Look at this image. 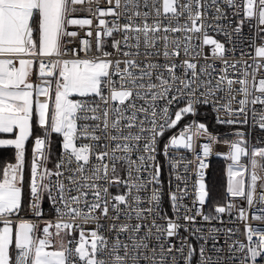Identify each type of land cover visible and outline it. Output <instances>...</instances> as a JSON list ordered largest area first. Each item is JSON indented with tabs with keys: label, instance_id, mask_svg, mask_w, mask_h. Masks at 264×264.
Instances as JSON below:
<instances>
[{
	"label": "snow or ice",
	"instance_id": "snow-or-ice-1",
	"mask_svg": "<svg viewBox=\"0 0 264 264\" xmlns=\"http://www.w3.org/2000/svg\"><path fill=\"white\" fill-rule=\"evenodd\" d=\"M100 2L0 0V134L8 137L0 138V148L15 150V163L0 170V264H259L264 260V231L247 223V242L231 240L234 230H226L227 256L216 246L219 228H210L207 235L192 229L190 235L203 241L198 250L180 235L181 229L189 232L198 216L211 222L234 205L216 206L215 216L200 209L189 215L191 209L183 203L186 181L177 174L176 190L168 192L173 217L162 214L157 154L167 132L209 103L219 124H248L251 112L252 127L264 130V109L255 107L264 106V38L259 45L253 42L252 63L244 61L240 69L239 61L229 63L225 44L209 34L231 35L221 23L229 12L239 18L234 33L245 23L257 34L264 32V0H106L107 8ZM84 4L96 5L95 43L82 39L78 49H69L64 37L78 33L68 26L93 23L91 18H69L75 5ZM205 46H211V57L199 63ZM209 59L224 67L217 69ZM35 127L41 135H34ZM53 136L61 138V151L50 169ZM200 136L209 140L202 146L207 157L211 142L218 140L195 120L171 135L162 151L167 156L169 149L194 150V139ZM236 136L225 141L226 158L232 161L227 192L243 197L249 208L264 205V175L257 172L264 147L250 148L243 132ZM30 138V207L41 217L40 202L46 197L55 214L42 226L13 220L22 210ZM242 157H250L247 183ZM197 160L203 169L199 154ZM179 164L170 159L173 172ZM259 167L264 170V163ZM198 175L193 206L202 208L208 192L202 172ZM112 188L118 191L112 193ZM258 211L264 213V207ZM238 219L247 221L244 208ZM253 219L264 220V214ZM89 223L94 227L86 230Z\"/></svg>",
	"mask_w": 264,
	"mask_h": 264
},
{
	"label": "built area",
	"instance_id": "built-area-1",
	"mask_svg": "<svg viewBox=\"0 0 264 264\" xmlns=\"http://www.w3.org/2000/svg\"><path fill=\"white\" fill-rule=\"evenodd\" d=\"M109 5L106 3V0H101L100 7L107 8ZM76 11L69 12V18H91L93 20L92 25L84 26L81 28L80 26H68V31H75L78 33L76 37H64L63 43L66 45L69 49H78L80 47V41L82 39H90L92 40L93 44L95 43V33L98 30L97 24L98 20L95 18V4H84V5H75L74 6ZM212 10H210L211 12ZM106 20L111 21L112 17H105ZM239 18L232 17L231 12L228 13V20H224L221 23L225 25L226 30L231 34L229 37H225L223 33L221 32H215L210 31L209 34L214 38L220 41L221 43L225 44L226 49H229V52L227 54V59L229 63H234L239 61L240 63L237 65V68L242 69L243 62L248 61V63H252L250 59V55H254V47L253 42L255 45H259L262 42V38H264V32H261L257 34V30L251 26L250 23H245L242 27V30L239 34H236L233 32V29L236 27V23ZM254 23V22H252ZM91 30L93 32L92 37H87L86 33ZM234 49V50H233ZM108 51H113L110 47L107 48ZM94 51V49H93ZM242 51L245 53L242 55ZM83 55V53H81ZM208 56L211 57V46H205L203 48V53L201 57L199 58V63H203V57ZM69 58V57H65ZM183 55L181 56V59H183ZM208 63H214L217 69H222L224 67L223 63L220 61H212L209 59ZM230 72L235 75V70H230ZM118 79V78H116ZM33 82L39 83L40 81L36 78L35 75H33ZM238 87V86H237ZM105 95H108L107 90H105ZM223 95V94H221ZM241 97L237 96V99H240ZM224 101H221L223 103ZM237 105L234 103L233 108H236ZM257 111H260L264 109V106L256 105L255 106ZM199 108H201V116H204L205 111L209 112L211 115V122L212 126H209L208 124H205L208 132L217 137L218 142H211V152L210 154L205 157L203 155V144L209 143V140L206 136H200L198 138L194 139V150H187L184 148H175V149H169V154L166 156L164 155L162 149L163 144L167 142L168 138L171 135H178L181 129L186 125L184 122L191 123L193 120L200 122L197 115L195 116H187L185 117L181 122L180 127H176L172 131H169L165 134V137L163 138L161 145H160V151L157 154V163L161 165V172H160V181H161V187L162 191L164 193L162 201H161V213L167 214L169 217H173V212L171 209V205L168 199V192L175 191L176 186L179 183L175 176L177 174L183 176L186 181L187 186V194L186 198L183 201V203L187 204L189 209L191 211L188 213L189 215L193 214L196 209H200L204 214H211L213 216L216 215L214 212V208L208 209L207 204L201 206L197 203L195 207L193 206V201L196 198V185L198 181L200 180V176L198 173L202 172V181H205L207 177L209 176L210 172V163L212 159L216 155H223L226 159L227 165H226V173H225V191H224V197L223 199L217 203V205L220 206H226L229 203L233 204L234 207L230 212H225L224 214L220 215V219H213L211 222L203 221L201 216L197 217L196 224L189 225V232H185L183 229H181L180 235L182 237H187L189 242L192 243L193 247L199 249V246L203 243V241L198 240L196 236L190 235V232L192 229L200 228L202 229L201 235H207L210 228L215 227L221 229V231L217 234V247H221L224 249L223 255L227 256V244L225 243V240L228 239L227 229L231 228L234 230V235L231 237V240H238L241 242H247L246 240V234H245V223L247 225L252 226L253 228L259 229L264 231V220H255L253 219L254 215H261L264 213H261L258 211V209L264 207V205H261L259 203L255 204L252 208H249L247 205L246 200L243 197H231L229 193L227 192L228 187V166L232 163L230 159H227V154L229 152V144L225 143V141L231 142L232 140L237 139L236 133L237 132H243L245 134L244 138L249 142V146L251 147H264V130H260L259 127H252V119H251V112H249V123L248 124H234V125H226V124H219L217 123V115L218 113L214 110L213 105L211 103L207 105H201ZM220 117L222 119H227V117L224 115L223 112L219 113ZM239 119H243V117H239ZM188 123V124H189ZM259 141V143H258ZM34 147V141L33 145L30 151L29 155V161L27 164L28 168V185L30 182V169H31V161H32V151ZM61 148L59 152L57 153V156L55 158H58L60 154ZM197 154L200 155L201 159L203 160V163L205 164V167L203 169L198 168L199 161L197 160ZM183 158V159H181ZM170 159H174L176 161H179V167L176 172H173L171 170L170 165ZM50 160V159H49ZM258 160V166H257V172L261 175H264V170H261L259 167V164L264 163V161ZM54 161V163H55ZM26 162V159H25ZM241 164L245 165L248 168V172L245 174V181L246 183L250 180V172H251V165H250V157H242ZM49 165V161H48ZM47 165V166H48ZM185 165L187 166V171H185ZM54 165L50 168L52 169ZM49 168V167H48ZM26 169V165L24 166V170ZM259 183V182H258ZM185 185L183 183L180 184V187H184ZM118 189L112 188L110 189V192L116 193ZM257 192L259 193V188L257 189ZM31 196L30 191L28 187L27 196H26V202H25V208L24 210H21L19 213V216L13 217L14 222H18L21 219L29 220L34 223H39L41 226L43 225L44 221L46 220H54L55 214L52 211V208L45 197L43 201L40 202V210L43 213L41 217H36L34 215V212L31 205ZM244 208L246 210L247 214V221H242L238 219L239 215V209ZM222 221V222H221ZM163 222V221H161ZM77 223H83L82 221H77ZM181 223H186L184 221H181ZM85 229H91L94 227L93 224L89 223L84 225ZM255 239V238H254ZM174 242L179 245V239L174 238ZM231 242V241H229ZM207 249L212 248V241L209 240L207 245ZM207 254H212L210 251ZM239 255V254H237ZM198 259V257H197ZM259 264H264V260L259 261Z\"/></svg>",
	"mask_w": 264,
	"mask_h": 264
},
{
	"label": "trees",
	"instance_id": "trees-1",
	"mask_svg": "<svg viewBox=\"0 0 264 264\" xmlns=\"http://www.w3.org/2000/svg\"><path fill=\"white\" fill-rule=\"evenodd\" d=\"M201 108H199L198 117L200 122L208 124L212 126L211 115L207 110L205 111L204 116H201ZM34 135H41V130L38 127L34 128ZM60 140L59 136H53L51 143V156L49 160L48 167L51 168L54 165L55 158L57 153L60 150ZM34 138H30L28 142H26L25 146V159L26 163L29 161L30 151L33 145ZM15 158V150L13 148H0V170H2L7 162L14 160ZM210 172L206 181V191L208 192L207 196V207L208 209H212L214 205L219 203L224 197L225 191V173H226V159L224 157H214L210 163ZM24 190H23V204L22 210L25 208L26 196L28 191V168L26 165V172L24 175Z\"/></svg>",
	"mask_w": 264,
	"mask_h": 264
},
{
	"label": "rangeland",
	"instance_id": "rangeland-1",
	"mask_svg": "<svg viewBox=\"0 0 264 264\" xmlns=\"http://www.w3.org/2000/svg\"><path fill=\"white\" fill-rule=\"evenodd\" d=\"M188 123H189V122H184V124H188ZM180 126H181V124H179L177 127H180ZM172 130H173V129H172ZM172 130H170V131H172ZM0 138H8V137H7V134H1V135H0ZM216 157H224V156H223V155H216ZM224 158H225V157H224ZM202 182L205 184V188H206V181H202ZM206 198H207V197H206ZM206 201H207V199H206ZM216 206H220V205H217V204H216V205H214L213 208L215 209Z\"/></svg>",
	"mask_w": 264,
	"mask_h": 264
},
{
	"label": "crops",
	"instance_id": "crops-1",
	"mask_svg": "<svg viewBox=\"0 0 264 264\" xmlns=\"http://www.w3.org/2000/svg\"><path fill=\"white\" fill-rule=\"evenodd\" d=\"M32 80H33V77H32ZM0 135H1V134H0ZM9 163H15V158H14V160H12V161H10V162H7V164H9ZM7 164H6V165H7ZM27 164H28V163L25 162V165H27ZM6 165H5V166H6ZM25 172H26V169L24 170V175H25ZM24 182H25V180H24ZM22 204H23V198H22Z\"/></svg>",
	"mask_w": 264,
	"mask_h": 264
}]
</instances>
